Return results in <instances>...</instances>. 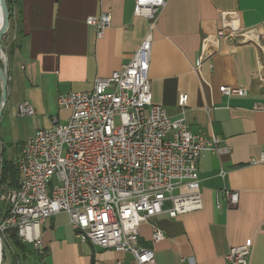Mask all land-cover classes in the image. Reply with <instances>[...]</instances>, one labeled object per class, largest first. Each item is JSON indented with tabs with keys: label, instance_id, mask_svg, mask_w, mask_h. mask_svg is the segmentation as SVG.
Here are the masks:
<instances>
[{
	"label": "crops",
	"instance_id": "1",
	"mask_svg": "<svg viewBox=\"0 0 264 264\" xmlns=\"http://www.w3.org/2000/svg\"><path fill=\"white\" fill-rule=\"evenodd\" d=\"M11 4L3 31L7 100L0 113V135L18 143L9 161L36 131L70 120L71 111L59 106L61 95L92 91L97 79L129 64L154 23L135 16L136 0ZM104 14L112 22L100 38L87 19ZM227 24L251 33L219 39ZM149 79L156 105L172 119L183 116L194 134L221 138L231 152L206 153L199 161L203 208L157 217L165 239L155 245L152 227L142 225L139 244L155 251V264H229L231 249L251 241L250 264H264V162L253 163L264 159V0H168L153 33ZM223 86L248 95L225 96ZM25 102L34 108L33 117L19 114ZM224 191L239 194L237 206L228 204ZM40 233L42 250L25 244L21 264H138L129 252L80 242L65 213L43 223Z\"/></svg>",
	"mask_w": 264,
	"mask_h": 264
},
{
	"label": "built area",
	"instance_id": "2",
	"mask_svg": "<svg viewBox=\"0 0 264 264\" xmlns=\"http://www.w3.org/2000/svg\"><path fill=\"white\" fill-rule=\"evenodd\" d=\"M167 1L136 0L135 16L154 23L132 61L110 77L97 79L92 91L61 95L59 106L71 111L70 120L40 129L24 142L17 160L19 188L5 197L8 213L0 220V246L8 232L16 230L22 243L41 251V225L65 213L80 242L129 252L138 264H155V251L139 244L142 225L152 227L155 245L165 239L157 217L176 218L203 208L197 165L206 153L220 156L231 148L215 135L194 134L183 116L172 119L153 101V33ZM111 22L109 14L87 19L100 38ZM250 33L235 32L227 24L217 36L245 38ZM220 92L228 97L248 95L246 89L230 86ZM179 104L186 107L187 95L180 96ZM18 112L35 115L27 102ZM261 162L263 157L253 161ZM224 198L230 206L239 203L238 193L224 191ZM252 251L248 241L232 248L227 261L250 264Z\"/></svg>",
	"mask_w": 264,
	"mask_h": 264
},
{
	"label": "rangeland",
	"instance_id": "3",
	"mask_svg": "<svg viewBox=\"0 0 264 264\" xmlns=\"http://www.w3.org/2000/svg\"><path fill=\"white\" fill-rule=\"evenodd\" d=\"M5 1L7 4V0H5ZM7 7H8V4H7ZM1 8H2V4L0 6V15H1ZM8 10H9V7H8ZM7 43H8V37H6L4 32H3L1 35V39H0V47H1L0 48L1 49L0 50V73L2 72L3 76L6 73V70L8 71V60L6 57ZM4 79H6L5 76H4ZM1 82H2V80H0V101H1V98L3 95V87H4V84H2ZM7 86H8V79H7V83H6V87H5L6 90H7ZM1 112H2V110L0 108V113ZM0 138H1L0 139V167H1L2 160L3 159L9 160L10 152H12L13 149L18 147V143L15 141L9 140L3 134L0 135ZM3 149H4V155H2ZM17 160H18V158L12 159L10 161L15 163L17 166ZM9 190H11V189H9L8 186H0V203H1L0 206H2V207L7 206L5 197H6L7 192ZM0 249H1V251H0V263L1 264H5L4 260L2 259L3 253L5 254V251L7 252V256L9 258V260L6 264H21L20 263V257L19 256L16 257V254H15L16 249L14 248L12 242H10V241L8 242L5 240L4 243H1Z\"/></svg>",
	"mask_w": 264,
	"mask_h": 264
},
{
	"label": "trees",
	"instance_id": "4",
	"mask_svg": "<svg viewBox=\"0 0 264 264\" xmlns=\"http://www.w3.org/2000/svg\"><path fill=\"white\" fill-rule=\"evenodd\" d=\"M7 4L9 7V16L12 14V4L11 0H7ZM20 175L15 163L9 160L3 159L0 167V186H8L11 190H16L19 188ZM1 204V203H0ZM8 213L7 206H0V220L5 217ZM7 241L12 242L14 248L16 249L15 254L16 257L26 255V245L22 243L18 237L16 230H11L8 232ZM2 259L5 264L8 262L9 258L7 256V252L3 253Z\"/></svg>",
	"mask_w": 264,
	"mask_h": 264
},
{
	"label": "water",
	"instance_id": "5",
	"mask_svg": "<svg viewBox=\"0 0 264 264\" xmlns=\"http://www.w3.org/2000/svg\"><path fill=\"white\" fill-rule=\"evenodd\" d=\"M3 4V8H4V20L2 23H0V35L3 33L4 31V28L7 23V20H8V17H9V10H8V7H7V4H6V1L5 0H0ZM1 39V37H0ZM4 76L6 77L5 81H4V87H3V95H2V98H1V101H0V106H2V109H4V106L6 104V100H7V90H6V83H7V79H8V71L6 70V73L4 74ZM3 78V74L2 72L0 73V80H2Z\"/></svg>",
	"mask_w": 264,
	"mask_h": 264
},
{
	"label": "bare ground",
	"instance_id": "6",
	"mask_svg": "<svg viewBox=\"0 0 264 264\" xmlns=\"http://www.w3.org/2000/svg\"><path fill=\"white\" fill-rule=\"evenodd\" d=\"M2 2L0 1V6H1ZM4 20V8H3V4H2V8H1V15H0V23H2ZM2 35V34H1ZM0 35V37H1ZM1 48V47H0ZM1 50V49H0ZM3 106V105H2ZM2 106H0V108L2 109Z\"/></svg>",
	"mask_w": 264,
	"mask_h": 264
}]
</instances>
